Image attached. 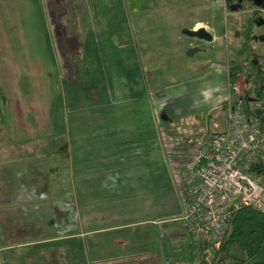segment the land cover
I'll list each match as a JSON object with an SVG mask.
<instances>
[{
  "label": "rangeland",
  "instance_id": "1",
  "mask_svg": "<svg viewBox=\"0 0 264 264\" xmlns=\"http://www.w3.org/2000/svg\"><path fill=\"white\" fill-rule=\"evenodd\" d=\"M253 10L245 2L240 11L231 13L224 0H0L1 142L11 138L9 130L18 121L14 117L20 108L27 118L39 107L44 116L47 107L52 127L81 133L103 124L110 131L111 123H107L110 118L116 120L112 116L118 112L143 117L140 122L120 121L129 123L126 129L114 121L115 133L109 137L116 147L109 152L120 166L110 175L125 182L132 178L131 185L117 181L123 194L132 191L137 199L119 203L139 202L146 210H123L114 217L92 215L89 222L77 215L74 231L135 222L137 227L91 233L82 239L88 243L84 248L77 247L79 240L74 238L76 256L88 251L92 263L93 256L107 252L113 257L127 256L112 260L116 264H160L164 256L170 264H202L196 244L186 237L177 219L182 207L160 135H170L180 148L195 134L212 132L213 124L218 125L217 131L225 130L223 102L228 82H232L228 62L236 60L245 67L251 61L264 64V42L251 41L244 54L236 56L245 45L234 32L244 29ZM201 27L217 40L206 42L182 34L184 29ZM254 34L263 35L264 25L255 27ZM190 48L198 50L189 56ZM233 81L243 92L248 87L241 74ZM140 128L145 131L144 141L138 136ZM14 141L18 137L12 135ZM135 149L146 151L144 164L138 165L132 153ZM79 156L74 153V159ZM98 171H91L92 182L108 177L97 175ZM139 175L145 176L140 180ZM159 219L177 229L179 238L170 239L165 232L164 244H158L161 239L155 236V221ZM5 222L13 226L14 237L20 233L16 230L18 216H9ZM4 229L0 222V247L22 243V237L6 242L1 233ZM139 231H145L146 238L153 237L137 243L129 240L118 247L109 242L112 237H136ZM214 250L206 252V264H217L212 260ZM34 254V248L15 246L0 253V264H24L29 258L33 261ZM48 260L57 264L51 256ZM59 264H67V258Z\"/></svg>",
  "mask_w": 264,
  "mask_h": 264
},
{
  "label": "crops",
  "instance_id": "2",
  "mask_svg": "<svg viewBox=\"0 0 264 264\" xmlns=\"http://www.w3.org/2000/svg\"><path fill=\"white\" fill-rule=\"evenodd\" d=\"M216 38L213 37L212 41L217 40ZM20 109L17 110L16 117H14L18 121L15 122L16 124L14 123L13 129L9 130L11 138L4 142L0 140V222L5 228L3 231L1 230L2 237L7 242L14 236L13 231L10 230L13 226L5 221L9 216H18L19 223H17L16 230L20 233L15 234L14 238L22 237L24 239L22 243L20 241L16 245H2L0 253L8 252L15 246L34 248V260L27 258L28 260L24 264H52L48 260L50 256L55 259L57 264L66 258L67 264L68 259L69 264H116L112 260L126 258L125 255L113 257L104 252L100 253L98 257L93 256L92 258H96L92 263L88 251H80L79 255L76 256L78 252L75 251L74 238L79 240L77 247L84 248L87 247L88 243L82 239L89 234L135 228L137 227L136 222L118 226H103L96 229L89 228L86 231H74L75 217L78 215L89 222L92 215L114 217L123 210L140 212L143 210L141 207L145 208V205L139 202L119 203L120 200L137 201V199L132 191L123 194L117 181L120 180L122 185H131L133 183L132 178L125 182L121 178L118 179L116 176L110 175L119 170L120 166L112 161L114 154L109 152L110 147H116L115 140L109 137L115 133L114 121L119 123H115L117 126H122L121 129H124L134 120L140 122L143 117L137 113L118 112L112 116L113 118L116 116V120L111 118L112 121L106 120L107 124L111 123L108 128L110 131H105L107 129H104L103 124L99 129H83L81 133L79 129L66 128L63 130L52 127L49 122L47 107L44 116L39 107L34 110V114L27 118L26 115L20 113ZM28 120L31 123L27 122ZM129 120V123H120V121ZM213 125L216 126V129L218 128L217 124ZM139 130L141 131H139L138 136L144 141V128ZM12 135L18 137L17 142L12 143ZM92 137L98 138L92 140ZM105 137L107 140H104ZM110 142L113 146L110 145ZM104 150L106 152H103ZM145 152L142 149L132 151L138 165L145 163ZM74 153H79L81 156L74 159ZM161 158L162 163H164L163 155ZM93 168H98L97 175L108 176L107 178L104 177L105 181L102 177V181L100 179L96 182L90 180ZM140 176L145 175H139V178ZM134 182L137 183V181ZM138 197H141V200L144 198L141 195ZM93 203L95 204L92 205ZM21 217L25 218L21 220ZM165 225L161 219L155 221L158 235L155 234V236L157 239H161L157 242L158 244H164L165 232L170 239L179 238L181 235V233H176L177 229L176 231L173 227ZM139 232L136 237L131 235L112 237L109 242L114 247L134 239L133 242L137 243L144 240L145 234H147L145 231ZM152 237L153 235H148L146 239ZM60 241H67L69 244L60 245ZM46 248L48 251L44 252ZM50 249L56 250L53 252ZM132 256L142 255L133 253ZM162 259L160 264H170V259L167 260L165 256ZM183 259L180 257L179 261L183 262ZM10 260L12 259L7 256L9 263Z\"/></svg>",
  "mask_w": 264,
  "mask_h": 264
},
{
  "label": "built area",
  "instance_id": "3",
  "mask_svg": "<svg viewBox=\"0 0 264 264\" xmlns=\"http://www.w3.org/2000/svg\"><path fill=\"white\" fill-rule=\"evenodd\" d=\"M243 93L236 82H228L225 130L213 125L212 132L195 134L180 148L170 135H160L182 207L177 219L195 244L217 248L242 207L264 214V175L255 170L264 160V102L247 105Z\"/></svg>",
  "mask_w": 264,
  "mask_h": 264
},
{
  "label": "trees",
  "instance_id": "4",
  "mask_svg": "<svg viewBox=\"0 0 264 264\" xmlns=\"http://www.w3.org/2000/svg\"><path fill=\"white\" fill-rule=\"evenodd\" d=\"M224 1L228 8L237 0ZM259 20L264 21V18L254 8L244 29L234 32V36L244 39L245 45L239 48L236 56L243 55L246 45L254 41V28ZM227 71L228 79L232 82L238 74H241L248 84L243 93L247 105L257 100L264 102V64L251 61L249 66L245 67L238 61L232 60L228 62ZM255 170L264 175V160L259 162ZM212 247L214 246L208 243L196 244V252L201 255L202 264H206V252ZM212 260L217 264H264V214L251 207L240 208L226 225L224 238L215 248Z\"/></svg>",
  "mask_w": 264,
  "mask_h": 264
},
{
  "label": "water",
  "instance_id": "5",
  "mask_svg": "<svg viewBox=\"0 0 264 264\" xmlns=\"http://www.w3.org/2000/svg\"><path fill=\"white\" fill-rule=\"evenodd\" d=\"M209 1H215V0H209ZM242 1L243 0H237V3L229 5L228 10L231 13L237 12L241 8ZM248 1L252 2L254 7L264 9V0H248ZM263 24H264V21L262 20H259L257 22V26H261ZM182 34L185 36H188L191 38H197V39H200L206 42H211L213 39V36L208 31H206L205 28H202V27L197 30L184 29L182 30ZM258 40L260 42H264V36L260 37ZM197 50H198L197 48H190L187 51V55L190 56Z\"/></svg>",
  "mask_w": 264,
  "mask_h": 264
},
{
  "label": "flooded vegetation",
  "instance_id": "6",
  "mask_svg": "<svg viewBox=\"0 0 264 264\" xmlns=\"http://www.w3.org/2000/svg\"><path fill=\"white\" fill-rule=\"evenodd\" d=\"M245 2H249L252 6H253V4H252V2H250V1H248V0H243L242 1V4H241V8H242V5L245 3ZM235 3H237V1L235 2ZM234 4V3H233ZM254 7V6H253ZM240 8V9H241ZM255 8V10H258L259 12H260V10L259 9H261V8H256V7H254ZM240 9L238 10V11H240ZM261 13V12H260ZM264 25V24H263ZM263 25H261V26H263ZM255 27H260V26H257V24H255ZM264 36V34L263 35H258V34H253V39H254V41H259L258 39L260 38V37H263Z\"/></svg>",
  "mask_w": 264,
  "mask_h": 264
}]
</instances>
